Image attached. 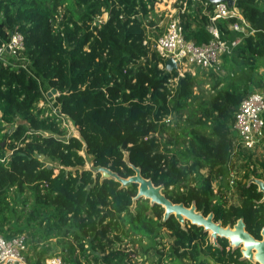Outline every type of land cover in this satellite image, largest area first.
I'll return each mask as SVG.
<instances>
[{
  "label": "trees",
  "instance_id": "obj_1",
  "mask_svg": "<svg viewBox=\"0 0 264 264\" xmlns=\"http://www.w3.org/2000/svg\"><path fill=\"white\" fill-rule=\"evenodd\" d=\"M158 1L0 0V45L10 42L15 32L24 36L23 49H6L0 58V234L12 238L23 233L14 227L5 229L10 218L5 212L11 193L29 191L35 212L45 209L40 221L43 228L29 233L32 244L26 235L29 264H46L54 237L63 264H136L122 241L134 233L160 243L155 238L163 236V227L171 230L174 240L168 249L155 246L158 259L154 264L185 260L254 264L241 258L239 248H229L226 238H219L215 245L202 227L189 222L183 228L174 215L164 221V208L151 205L148 199H139L132 210L136 183L122 188L114 179L101 182L100 174L95 177L91 171L67 170L85 160L79 153L83 143L68 137L64 115L78 125L96 165L129 177L135 170L124 160L128 151L131 162L156 185L164 184V193L174 202L195 203L199 211L213 212L215 220L225 226L242 217L247 230L262 238L264 202L257 185L237 181L240 202L236 204L229 203L228 182L217 191L213 187L217 176L230 173L238 139L236 112L255 87L248 88L246 76L238 78L244 80L245 88L235 83L221 85L223 81L216 78L220 75L209 72L215 78V95L211 110L201 119L209 123V135L189 130L188 152L165 147L178 141L168 117L179 98L188 94L192 76L161 67L165 59L154 49L148 33V27L156 25L149 14ZM178 1L181 9L185 6L178 16L186 39L209 42L212 34L207 29L206 8L213 9L212 0ZM235 3L255 30L238 48L253 61L248 67L252 72L256 59L264 58V0ZM62 8L64 21L59 20ZM103 12L108 13L105 21L99 17ZM236 20H221L220 30L231 32L228 25ZM259 75L256 88L264 86V72ZM50 89L58 92L52 108L39 106L49 100L46 91ZM15 123L14 129H6ZM250 153L243 158V178H262L264 159L254 166ZM37 237L40 240L34 241ZM41 241L49 245L40 248Z\"/></svg>",
  "mask_w": 264,
  "mask_h": 264
},
{
  "label": "rangeland",
  "instance_id": "obj_2",
  "mask_svg": "<svg viewBox=\"0 0 264 264\" xmlns=\"http://www.w3.org/2000/svg\"><path fill=\"white\" fill-rule=\"evenodd\" d=\"M178 0H159L155 7L154 10L149 14V19H153L156 22V25L153 27H148V33L151 37H157L161 33H163L166 28L168 27V24L170 20L173 17H179V11H184V8L181 7L177 4ZM219 3H224V2H219ZM229 5V4H228ZM208 5L206 4V7ZM216 5L214 4L213 9L209 11L206 8V11L208 13V23H207V29L209 30V25L212 23L210 17L213 15V12H215V7ZM230 6V5H229ZM233 7V5L231 6ZM64 13V9L62 8L61 10V15L59 16V20H65L62 15ZM102 21L107 20L108 18V13L103 12L102 15L99 16ZM0 18H1V13H0ZM180 18V17H179ZM221 20H227L229 21L228 18H220L216 22L219 25ZM182 22V21H181ZM235 22V21H234ZM233 23V22H231ZM249 23V22H248ZM249 31L247 32L246 35L242 34L240 31L232 29L230 32L232 38H237L240 35H243L244 37L241 38V41L244 42V39L253 34L252 26L249 23ZM234 32V33H233ZM184 34V32H183ZM185 37V35H184ZM213 37V34H212ZM186 38V37H185ZM188 40V39H187ZM192 41V40H191ZM240 46V45H239ZM239 46L234 50L231 57H228L225 61V71L222 75L216 76V78L220 79L223 81L221 85L223 84H233L235 83L236 85H239L242 88H245V82L244 80L238 81V78L242 76H246L249 79L248 85L249 89L257 87L258 81L260 80V73L264 72V58H257L255 65L257 67L254 68L252 72H249V64H252L253 61L247 59L245 54L243 53L242 49H238ZM14 53L8 54L6 58L11 56ZM16 55V54H15ZM167 68V64H163L162 68ZM168 69V68H167ZM187 69L189 70L188 72L191 73V81H190V86L188 87V94L185 96H182L178 100V106L175 109L173 115L169 116L168 119H172V123L175 127V132H173V138L176 137L178 141L176 144H168L165 145V147L169 148H174L178 149L183 152H188V150L191 148L190 144V137L188 134L189 130H196L200 133L209 135L210 130L208 128L209 123L206 122V120H201L203 115H205L207 112L211 110V101L213 96L215 95V90L213 89V85L215 84V78H213L211 75L199 71L197 67L195 66H187ZM193 72L195 74H193ZM48 92V93H47ZM51 94L49 95V93ZM47 93V98L49 99L48 101H41L39 103V106L43 107H51L53 106V103L55 102L56 96L58 92L53 91L50 89L49 91H46ZM174 105V102L172 103ZM55 108V107H54ZM57 110V109H55ZM202 121V122H201ZM16 124H10L7 125V130L14 129L16 127ZM64 125H68L67 121L63 122ZM68 127V126H67ZM69 128V127H68ZM70 131V129H69ZM167 138H171V136L168 134L166 136ZM239 147H237L238 149ZM251 155V160L252 165L258 166V160L264 159V143L257 147V149L250 153ZM245 162L244 159L239 156V151H236L234 157H233V164L234 166L240 170V174L244 173V167L243 163ZM55 167H58L59 164L58 162L54 163ZM242 168V169H241ZM203 172H206V169L202 170ZM56 172H58V169H56ZM228 176H222L219 175L217 178L214 179L213 181V186L217 188L220 186L221 183L228 182ZM264 179V176L262 177ZM225 186V185H224ZM230 203H238L239 202V196L237 192H232ZM9 199V210H6V214L9 215V220L7 224H5V229H9L10 227H14L17 229H22L23 233L25 235L29 236L30 239V244H32V237L29 234L30 231H35L36 229H42L44 226V222L41 225L40 221L42 218H44V213L43 210L41 209L40 213L35 212V202H34V197L33 195L27 191L23 195H17L16 193H11V196L8 198ZM24 201H27L24 203ZM162 237H156L155 240L160 243H154L153 239H149L148 237H143L141 235H136L132 234L128 238H125L124 241H122V247L123 244H127V246L135 249L137 251V254H139L141 257L145 258V261L139 262L141 264H154L157 263L158 259V254H156L155 251V246L157 245L158 249H163L166 247L168 249L173 242L174 238L171 235V230L167 229L166 227L162 228ZM56 237L52 239L53 243H49L52 245L53 249H51L46 256H53V255H60L61 253V247L57 246L55 244L56 242ZM139 239H142V243ZM40 240L38 237L37 239H34V241ZM153 242V243H152ZM42 245L40 248L44 245H49L47 244L46 241H41L40 242ZM121 242H118V245H120ZM142 245H144V249H141ZM146 245V246H145ZM150 245V250L146 251L145 249L149 247ZM39 248V249H40ZM148 257V259H147ZM138 263V262H137ZM177 264H191L190 261L185 260V261H178Z\"/></svg>",
  "mask_w": 264,
  "mask_h": 264
},
{
  "label": "built area",
  "instance_id": "obj_3",
  "mask_svg": "<svg viewBox=\"0 0 264 264\" xmlns=\"http://www.w3.org/2000/svg\"><path fill=\"white\" fill-rule=\"evenodd\" d=\"M215 5V12L210 17L212 23L209 25V31L213 34V37L209 42L197 44L194 41L187 40L184 37L183 25L179 17H173L166 30L157 37L150 36L154 40V49L165 61L172 58L181 76H185L189 71L187 66H195L199 71L207 74L209 72L223 74V56H230L229 54H232L242 43L241 38L244 36L240 35L237 38H232L230 32L223 33L216 22L218 19L236 17L235 22L229 23L228 29L231 31L232 29L238 30L244 35L249 31V23L236 6L235 0L233 7L229 6L227 2ZM254 31L253 29L252 32ZM147 42L148 40L144 41L145 44ZM21 48H24V36L21 32H15L10 42L0 45V58H2L6 49L15 52ZM161 67H163V64H161ZM193 74L195 73L193 72ZM234 126L238 133L236 151H241V158L243 159L247 152H254L257 147L264 143V86L255 87L254 91L243 99L236 112ZM237 147L239 148L237 149ZM229 170L228 198L230 203L232 195L229 194L234 191L237 192V181L248 182V180L243 178L244 173L240 174V170L234 166L233 161L229 163ZM214 188L217 191V188ZM123 247L129 253L132 262L141 264L139 262L145 261L146 263L145 258L137 254L135 249L125 246V244H123ZM27 248V236L25 234H18L12 238H6L0 234V264H29L25 252ZM46 264H63V259L61 255L48 256Z\"/></svg>",
  "mask_w": 264,
  "mask_h": 264
},
{
  "label": "water",
  "instance_id": "obj_4",
  "mask_svg": "<svg viewBox=\"0 0 264 264\" xmlns=\"http://www.w3.org/2000/svg\"><path fill=\"white\" fill-rule=\"evenodd\" d=\"M213 4L219 2H227L230 6L233 5L234 0H212ZM167 68L173 70L176 68V63L172 58L166 61ZM55 91V89H53ZM51 92L49 93V95ZM68 122L70 133L69 138H77L83 143L82 149L79 151L80 155L83 156L85 163L75 166H68L67 170H80L91 171L96 177L100 174V180L103 182L105 179H114L118 181L122 188H127L133 183L138 185V192L133 198L131 209L134 210L137 201L139 199H148L151 205L158 204L164 208V221L167 220L171 215H174L176 219L181 223L182 227L185 228L187 223H191L202 227L209 233L210 240L215 244L219 245V238H226L229 244L233 248H240L242 253V259H248L251 262H258L264 264V226L261 230L262 238L255 237L252 233L247 230V225L244 218H239L238 221L232 225H223L222 221H216L213 212L205 215L202 211L197 209V205L192 203L187 206L184 202H174L164 193V184L156 185L151 177H145L142 174L141 167L134 165L130 160L129 152L126 151L124 160L126 163L135 170V174L124 177L117 171H114L108 166L96 165L94 162V156L88 151V143L82 136L78 125L69 116H65ZM43 155H41V158ZM49 167L52 164L48 165ZM249 184H255L258 190L263 193L262 201L264 202V179L251 175L249 178Z\"/></svg>",
  "mask_w": 264,
  "mask_h": 264
},
{
  "label": "crops",
  "instance_id": "obj_5",
  "mask_svg": "<svg viewBox=\"0 0 264 264\" xmlns=\"http://www.w3.org/2000/svg\"><path fill=\"white\" fill-rule=\"evenodd\" d=\"M232 55H230V56H228V55H224L223 56V69H224V71L226 70L225 69V61H226V59L228 58V57H231ZM224 73V72H223Z\"/></svg>",
  "mask_w": 264,
  "mask_h": 264
},
{
  "label": "flooded vegetation",
  "instance_id": "obj_6",
  "mask_svg": "<svg viewBox=\"0 0 264 264\" xmlns=\"http://www.w3.org/2000/svg\"><path fill=\"white\" fill-rule=\"evenodd\" d=\"M211 242H212V241H211ZM229 248H232L233 250H234V249H238V248H233V247H231L230 244H229ZM239 249H240V248H239ZM240 252H241V250H240ZM241 257H242V256H241ZM247 260H248V259H247ZM250 262H251V261H250ZM252 263H254V264H259L258 262H252Z\"/></svg>",
  "mask_w": 264,
  "mask_h": 264
},
{
  "label": "clouds",
  "instance_id": "obj_7",
  "mask_svg": "<svg viewBox=\"0 0 264 264\" xmlns=\"http://www.w3.org/2000/svg\"><path fill=\"white\" fill-rule=\"evenodd\" d=\"M166 62V61H165ZM166 64V63H165ZM176 69V68H175ZM170 71V70H169ZM248 182H249V180H248Z\"/></svg>",
  "mask_w": 264,
  "mask_h": 264
}]
</instances>
